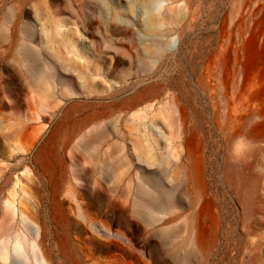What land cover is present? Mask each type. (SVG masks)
I'll use <instances>...</instances> for the list:
<instances>
[{
	"label": "rangeland",
	"instance_id": "374dc122",
	"mask_svg": "<svg viewBox=\"0 0 264 264\" xmlns=\"http://www.w3.org/2000/svg\"><path fill=\"white\" fill-rule=\"evenodd\" d=\"M236 2L0 0V229L17 185L50 264H264V81L237 101L217 57Z\"/></svg>",
	"mask_w": 264,
	"mask_h": 264
},
{
	"label": "bare ground",
	"instance_id": "6f19581e",
	"mask_svg": "<svg viewBox=\"0 0 264 264\" xmlns=\"http://www.w3.org/2000/svg\"><path fill=\"white\" fill-rule=\"evenodd\" d=\"M234 18L231 24L224 23L222 30L225 39L223 46L217 53L218 62L227 74L221 80V85L227 88V78L238 80L235 89V99L246 98L250 102L257 101L261 95L251 93L250 90L256 86L257 79L264 81V0H237L234 8ZM211 72L210 68L207 69ZM211 89L210 85L208 86ZM254 115L258 119L264 118L263 109H254ZM182 121V118L180 119ZM229 118L223 119L221 124L228 125ZM153 167V165H150ZM150 167V168H152ZM147 174H156L149 172ZM222 176V175H221ZM54 179V177H53ZM223 179L228 181L238 192L244 205L246 216L252 212V193L249 191L248 184L239 180L238 172L235 167H228L223 175ZM222 180V179H221ZM56 186V194L60 195V186L63 184V179L54 182ZM153 186L157 189H162L158 182H154ZM17 185L9 192V200L7 205L12 207V213L8 214L3 220L0 233V255H6L9 251L14 255L22 258L33 257L38 264H50L47 258V250L44 246L42 228L38 223L37 218L32 213H27L26 210H20L21 227L16 228V217L18 209L14 207L15 197L19 190ZM196 189H201V182L198 181ZM21 193H25L22 188ZM12 199V200H10ZM24 197L22 196V200ZM23 204V201H21ZM57 205V204H56ZM53 208V215L56 222L63 229H68L70 226L69 217L65 214L62 204ZM205 236L200 232L197 245H204ZM75 264V262H74Z\"/></svg>",
	"mask_w": 264,
	"mask_h": 264
}]
</instances>
